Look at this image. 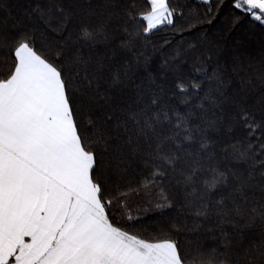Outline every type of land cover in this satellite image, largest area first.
Segmentation results:
<instances>
[{
	"label": "snow or ice",
	"instance_id": "6c2138e0",
	"mask_svg": "<svg viewBox=\"0 0 264 264\" xmlns=\"http://www.w3.org/2000/svg\"><path fill=\"white\" fill-rule=\"evenodd\" d=\"M196 5L0 0V264H264V45L179 71L264 0Z\"/></svg>",
	"mask_w": 264,
	"mask_h": 264
},
{
	"label": "trees",
	"instance_id": "16d2710c",
	"mask_svg": "<svg viewBox=\"0 0 264 264\" xmlns=\"http://www.w3.org/2000/svg\"><path fill=\"white\" fill-rule=\"evenodd\" d=\"M4 3L8 5V11L11 13L12 16H18L21 14L22 10L29 5V0H3ZM82 2H86V0H82ZM93 3L96 2V0H92ZM138 3L143 5L144 0H137ZM180 3L187 2L190 7L197 8L196 0H179ZM225 6V10H226ZM198 10L203 11V7L199 6ZM6 15V13H5ZM221 19H217L213 24H203L197 26L196 29H194L190 33H185V39L187 43H195L196 44V51L193 52L189 50L186 56L182 55L179 59V71L181 74L189 73L192 70V61L193 58L197 55H201V59H203V53L202 48L206 45L202 44L200 40L197 38L200 33H206L207 34V40L214 41V40H221L222 43H225L230 48H235L236 50L240 52H250V53H256L259 51L261 45H264V29H261V27L255 23V22H249L247 19H244L240 21L235 26L231 27V30H229V26L231 24L230 20H224V12H221ZM94 19V18H93ZM3 16H0V22H2ZM85 21H88L89 18L87 16L84 17ZM168 34V36H171L170 30L161 29L160 32L153 35L152 39L154 41H159L161 37L165 36V34ZM221 33L223 36H221ZM76 32L73 31V37L75 38ZM180 37H176L172 40L173 46L179 41ZM117 41H113L112 45H109L108 47L113 46ZM187 43L183 45L184 48H187ZM97 50L100 52H107L108 48L105 47L103 44H97ZM87 50V49H85ZM149 51H151V48H149ZM171 51V49H166V52ZM157 62H159V58L157 57ZM221 167V169L228 166V161L219 159L217 161ZM133 215L135 216L136 213L133 212ZM159 218L155 215H149L145 219L146 224H152L155 221H157ZM177 239L180 241L182 245H186L188 243L189 238L186 237L184 234H181ZM202 242L206 247L213 246L216 241H213L210 237H201Z\"/></svg>",
	"mask_w": 264,
	"mask_h": 264
}]
</instances>
